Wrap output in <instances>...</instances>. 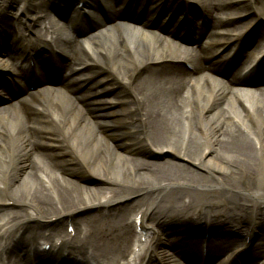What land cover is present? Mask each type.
Here are the masks:
<instances>
[{"label": "bare ground", "instance_id": "bare-ground-1", "mask_svg": "<svg viewBox=\"0 0 264 264\" xmlns=\"http://www.w3.org/2000/svg\"><path fill=\"white\" fill-rule=\"evenodd\" d=\"M81 1L91 13L78 15L77 27L90 28L84 37L64 34L63 25L50 24L47 13L38 16L43 1L29 6L25 0H0V28L8 25L7 13L18 4L34 21L26 26L34 36L26 39L48 38L57 44L47 43L58 50L44 56V47L37 51L13 38L21 46L18 58L35 50L40 66L62 71L57 84L40 73V92L23 108L10 102L0 110V257L16 247L36 252L29 246L39 238L46 243V232L56 237L75 222L78 230L90 223V232L78 242L76 232L67 246L50 252L51 264L64 257H73L77 264L199 260L203 242L198 244L189 234L195 228L208 233L207 263L218 257L219 264L264 260V87L228 86L210 74L227 75L215 56L221 48L217 41L237 44L243 36L236 62L244 65L253 58L256 46L264 42V24L254 26L264 14V0H189L199 3L201 33L212 41L213 51L202 50L204 56L200 51L188 54L193 47L167 43L149 26L138 28L133 20L139 19L112 6V0ZM156 1L159 8L162 0ZM178 1L184 0L174 3ZM250 9L256 12L252 21L224 24V17ZM120 12L127 17L119 24ZM256 39L257 44L247 49ZM5 40L0 39V45ZM198 56L212 64L202 65ZM0 64L6 66L7 60ZM238 65L234 77L242 75ZM92 115L96 116L91 119ZM163 153L167 159L160 161L143 156L159 158ZM179 158L209 176L176 163ZM194 184L223 192L201 195L183 190ZM148 192L153 194L148 199L136 197ZM130 212L141 214L140 229L150 237L138 253L133 247L140 236L136 237ZM160 225L168 230L165 237L153 231ZM238 235L250 239L247 247H237ZM230 250L237 252L231 260L224 256Z\"/></svg>", "mask_w": 264, "mask_h": 264}, {"label": "rangeland", "instance_id": "rangeland-1", "mask_svg": "<svg viewBox=\"0 0 264 264\" xmlns=\"http://www.w3.org/2000/svg\"><path fill=\"white\" fill-rule=\"evenodd\" d=\"M33 2L35 3V0H33ZM232 111H235V108L232 110ZM166 153H163L159 158L157 157H154V156H149V155H145V158L148 160V161H160V160H164V159H167L166 158ZM172 160V159H171ZM176 163H185V165L189 168L193 167L195 169V171H197L198 173L202 174V176L204 175L205 177L206 176H209L207 174H205L201 168H200V171L198 170L197 167L195 166H192L193 164H189L187 163L184 159H176L174 160ZM100 184V182H99ZM86 185V184H84ZM89 185V184H87ZM90 187V186H88ZM216 187V186H215ZM185 191H188V193H196V194H201V195H208V194H212V193H218V194H222V189H216V188H213V186H207L205 184H194V185H185V187H183ZM220 194V195H221ZM153 194L151 192H148L146 193L145 195L144 194H138L136 197L139 198H142V197H145V199H148L150 196H152ZM245 197H250L248 194H244ZM132 199V198H131ZM159 199V197H158ZM157 199V200H158Z\"/></svg>", "mask_w": 264, "mask_h": 264}]
</instances>
